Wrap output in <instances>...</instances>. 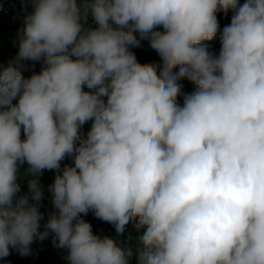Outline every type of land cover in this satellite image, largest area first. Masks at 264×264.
<instances>
[{
  "label": "clouds",
  "instance_id": "clouds-1",
  "mask_svg": "<svg viewBox=\"0 0 264 264\" xmlns=\"http://www.w3.org/2000/svg\"><path fill=\"white\" fill-rule=\"evenodd\" d=\"M28 2L0 66V259L52 234L68 264H264V0ZM229 11L217 55L203 42ZM142 39L162 65L137 61ZM89 211L118 237L131 224L135 249L93 234Z\"/></svg>",
  "mask_w": 264,
  "mask_h": 264
},
{
  "label": "trees",
  "instance_id": "trees-1",
  "mask_svg": "<svg viewBox=\"0 0 264 264\" xmlns=\"http://www.w3.org/2000/svg\"><path fill=\"white\" fill-rule=\"evenodd\" d=\"M244 0H239V3H243ZM232 17V12L229 11L227 14L223 12L217 13V19L219 22V31L217 32L216 36L210 41H204L203 43L206 44L209 48V51L214 52L215 54H219V50L221 47L220 43V35L223 31V28L230 24ZM17 28L21 29L24 26V17L20 18L16 21ZM158 30L163 31L162 26L158 28ZM138 39H140L139 33H135ZM132 49L138 56L139 63L141 64H156L162 65V59L157 53L156 50L151 48L150 42L148 39H142L141 44L139 47H133ZM17 53H10L8 55V60L0 56V66H7L9 61L12 60ZM25 68L22 70V75L25 78H29L34 72L39 73L42 68V62H33V61H26ZM174 72H178L179 68L173 69ZM181 85L183 86L182 92L184 94H190L195 89V85L189 82L187 79H183L180 81ZM16 101H14L15 103ZM177 102L182 106L183 105V95L178 96ZM23 133V132H22ZM73 161L66 157L63 161H61V169L64 165H72ZM55 170H44L42 173V179L40 181L41 188L43 190V200L41 201L40 211L44 213L45 219L47 218L48 213L54 211V208L51 203V193L49 191V186L53 184L54 177L56 175ZM21 186L27 191L30 196L28 183H21ZM41 231H43V224H41ZM93 234L98 236H107L100 230L93 231ZM110 237V236H109ZM127 236H120V237H112L117 240L121 246H127L131 243L133 249L136 247V242L132 240L129 242L126 239ZM11 254L3 259H0V264H68L67 260L65 259L67 252L64 249L57 248L52 243V234L48 236L43 241L34 240V242L30 245V254L26 256L19 255L14 249L10 250ZM130 264H137L136 256L133 255Z\"/></svg>",
  "mask_w": 264,
  "mask_h": 264
},
{
  "label": "rangeland",
  "instance_id": "rangeland-1",
  "mask_svg": "<svg viewBox=\"0 0 264 264\" xmlns=\"http://www.w3.org/2000/svg\"><path fill=\"white\" fill-rule=\"evenodd\" d=\"M89 20H91V17H89ZM11 21H13L11 18L4 16V15H0V24L2 25H8ZM15 31V38L18 39V33L19 30H14ZM12 33L13 32H5L2 35V42H0V54L1 55H9V51L6 48L5 44L3 43V41H5L6 38L8 37H12ZM6 59L8 60V56H6ZM22 138H23V133H22ZM27 164L25 163L24 165L21 166L20 168V175L18 177V183L20 184L21 187V191L17 194L18 196L20 195H25L28 194L27 191L24 189V187L21 186V183H26L27 182V178L25 177L24 173L27 169ZM42 179V175L39 176V180ZM82 218L87 221L88 223L91 224L92 226V231L95 230H100L103 233H105L107 236L110 237H118L117 233L115 231V228L112 224L104 222L100 219H97L94 214L92 213V211H89L87 215H82ZM47 219V218H46ZM45 220L41 221V224L44 225V223L46 222ZM128 233H131L133 240L135 241V238L138 236V233L136 232V230L130 225L127 226V232L125 233V236H127ZM120 237V236H119Z\"/></svg>",
  "mask_w": 264,
  "mask_h": 264
},
{
  "label": "built area",
  "instance_id": "built-area-1",
  "mask_svg": "<svg viewBox=\"0 0 264 264\" xmlns=\"http://www.w3.org/2000/svg\"><path fill=\"white\" fill-rule=\"evenodd\" d=\"M33 10L32 4L28 0H0V15L7 16L14 21L25 17L26 14L31 13ZM88 25L95 27V22L91 19L88 20ZM85 91H89L86 86Z\"/></svg>",
  "mask_w": 264,
  "mask_h": 264
},
{
  "label": "crops",
  "instance_id": "crops-1",
  "mask_svg": "<svg viewBox=\"0 0 264 264\" xmlns=\"http://www.w3.org/2000/svg\"><path fill=\"white\" fill-rule=\"evenodd\" d=\"M14 30H20L19 28H17V23L14 20L11 21L7 26L0 24V42H2L1 40H2L3 33H5L6 31L10 32V33L13 32L12 33V37H8V38L5 39V41H3V43L6 46V48L9 51V54L10 53H18V43H19V41H18V39L15 38V31ZM130 51H132L136 55L137 61L139 62L137 54L132 49H130ZM0 56H2L3 58H6V56H8V55H1L0 54ZM90 128H91V121L87 122L83 126L81 131H82V133L86 134L90 130Z\"/></svg>",
  "mask_w": 264,
  "mask_h": 264
}]
</instances>
